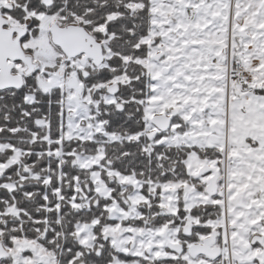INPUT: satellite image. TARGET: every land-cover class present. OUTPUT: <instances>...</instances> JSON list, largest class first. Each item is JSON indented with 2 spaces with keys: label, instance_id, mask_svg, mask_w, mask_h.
<instances>
[{
  "label": "snow or ice",
  "instance_id": "6c2138e0",
  "mask_svg": "<svg viewBox=\"0 0 264 264\" xmlns=\"http://www.w3.org/2000/svg\"><path fill=\"white\" fill-rule=\"evenodd\" d=\"M0 264H264V0H0Z\"/></svg>",
  "mask_w": 264,
  "mask_h": 264
}]
</instances>
